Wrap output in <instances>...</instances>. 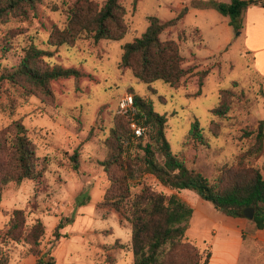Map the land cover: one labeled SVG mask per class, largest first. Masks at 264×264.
<instances>
[{"label":"rangeland","instance_id":"374dc122","mask_svg":"<svg viewBox=\"0 0 264 264\" xmlns=\"http://www.w3.org/2000/svg\"><path fill=\"white\" fill-rule=\"evenodd\" d=\"M94 1L101 6L106 0ZM195 1L210 0H119L127 25L122 40L94 43L90 35L83 34L71 47H50L47 41L53 27L64 28L74 0H41L27 18H10L0 24V73L11 72L25 50L34 45L48 53L43 59L51 66L72 68L81 74L77 79L51 81L53 101L24 96L20 89L4 85L7 92L0 94V128L21 121L36 154L45 161V171L37 180L10 183L4 188L0 231L9 213L19 209L27 227L37 220L43 224L39 248L46 257L52 253L54 264H133L131 226L125 218L128 213L124 210L120 215L98 206L109 185L100 166L106 155L103 141L116 116L129 125L131 116L119 108L127 95L141 97L166 117L164 136L171 153L210 183L221 166L230 164L252 144L253 136L246 133L255 132L258 122L264 120L263 78L254 50L264 48V29L250 49L246 45V12L241 30L235 32L228 18L213 9L196 8ZM149 17L161 22L176 20L160 38L174 40L179 46L185 75L178 88L161 81L142 83L120 66L122 47L145 32ZM222 90L232 93V103L227 115L219 119L210 111L218 105ZM211 121L220 127L217 137L209 130ZM194 122L202 129L201 142L189 137ZM263 160L264 152L255 166L260 169ZM141 183L164 194L174 191L183 200L180 191L162 187L152 176H144ZM138 189L137 185L132 187L131 195ZM187 191L198 201L192 204L185 237L200 252L211 253L209 264H232L235 257L236 264H264V246L249 238L243 241L235 217ZM66 219L69 223L55 240V227ZM244 220L254 226L249 219ZM26 250V246L12 242L0 245V253L9 257L8 264L24 261Z\"/></svg>","mask_w":264,"mask_h":264},{"label":"trees","instance_id":"16d2710c","mask_svg":"<svg viewBox=\"0 0 264 264\" xmlns=\"http://www.w3.org/2000/svg\"><path fill=\"white\" fill-rule=\"evenodd\" d=\"M40 1L0 0V24L7 23L10 18H27ZM194 5L199 9L215 10L228 18V24L239 32L246 10L251 7L264 9V0L195 1ZM124 16L125 9L119 0H106L101 6L94 0H74L64 28L53 27L47 44L50 47H71L83 34L90 35L94 43L122 40L127 33ZM174 25L176 20L161 22L156 17H149L145 32L122 47L120 66L129 69L132 76L142 83L161 81L178 88L185 75L179 46L174 40L160 38L167 27ZM47 55L30 45L11 72L0 73V94L7 92L4 85H8L20 89L24 96L53 101L49 87L51 81L81 76L75 69L51 66L43 59ZM133 100L136 109L134 120L147 131L144 130L143 137L135 138L128 122L123 117H115L113 127L103 141L106 155L100 166L109 185L98 204L120 215L124 210L128 213L125 218L131 226L133 264H208L211 256L210 252H200L185 237L192 207L175 193L157 192L141 183L144 176H152L159 185L170 190L193 191L215 210L230 217L244 218V210L253 209V217L249 220L254 229L264 228V175L254 164L264 152V120L258 122L255 132L246 133L253 136L252 144L230 164L221 166L217 177L210 183L205 177L190 171L182 159L171 153L164 136L166 117L157 114L152 105L141 97L133 95ZM231 103L232 93L222 90L219 103L210 114L223 119ZM9 106L13 108L12 103ZM209 130L212 136L217 137L220 127L211 121ZM189 137L199 142L203 140L202 129L197 122L192 124ZM44 171L45 161L36 154L35 145L21 121L15 120L0 128V203L8 184L37 180ZM135 185L139 189L132 196L131 188ZM78 204L79 200L76 207ZM69 220L55 227V240L62 236L58 231ZM43 236L44 226L40 221L27 227L24 212L14 209L0 231V245L7 242L22 244L27 247L25 255L35 257L34 264H54L50 257L45 260L40 251ZM8 262L9 257L0 253V264Z\"/></svg>","mask_w":264,"mask_h":264},{"label":"crops","instance_id":"0c3cea01","mask_svg":"<svg viewBox=\"0 0 264 264\" xmlns=\"http://www.w3.org/2000/svg\"><path fill=\"white\" fill-rule=\"evenodd\" d=\"M245 22H247V25H246V45L250 49H252L253 46H255L257 44L258 39L260 38L258 36L261 33V29L262 30L264 29V9L259 8V7L249 8L245 14ZM262 35H264V34L262 33ZM254 37L256 39H254ZM263 39H264V37H263ZM254 50L256 51V53H255L256 62H258V69H259L258 71L263 78V88H264V48L259 49V50H257V49H254ZM263 91H264V89H263ZM260 171L264 175V160L261 163ZM171 191H173V190H171ZM173 193H174V191H173ZM178 194H180V196L183 198V200L191 207H192L193 203L198 201L197 196L194 195L193 193H190L187 190H181L180 193H178ZM243 219H245V218H236L235 219V222H236L235 227L241 229L240 232H241V237H242L243 241H245L247 238H249L255 244L259 245L260 247L264 246V228L261 230H256V229H254L253 226L246 225L245 220L243 221ZM230 227L232 229V226H230ZM226 229H230V228L227 227ZM243 245L244 244L241 243L240 247L243 248ZM114 252L115 251H112V255H111L112 260H113L112 262H114V260H115ZM49 257L52 259V253L48 257L45 256L44 259L47 260V259H49ZM211 257L212 256H210V260H211ZM23 259H24V261H22L23 263L19 262V264H26V263L34 264L36 261L35 257L32 255H25V257ZM210 260H209V263H210ZM236 261H237V257L234 258L232 264H236ZM252 261L255 262L253 259H252ZM225 263H227V262H225Z\"/></svg>","mask_w":264,"mask_h":264},{"label":"built area","instance_id":"2783aa9c","mask_svg":"<svg viewBox=\"0 0 264 264\" xmlns=\"http://www.w3.org/2000/svg\"><path fill=\"white\" fill-rule=\"evenodd\" d=\"M119 108L123 114H127L131 116L129 122V128L134 137L140 138L143 135L144 129L139 126L137 122L134 120V116L136 114V109L134 107V100L131 95L125 96L119 103Z\"/></svg>","mask_w":264,"mask_h":264},{"label":"water","instance_id":"95a60500","mask_svg":"<svg viewBox=\"0 0 264 264\" xmlns=\"http://www.w3.org/2000/svg\"><path fill=\"white\" fill-rule=\"evenodd\" d=\"M243 215H244V218H246V219H252V217H253V209H250V208L245 209Z\"/></svg>","mask_w":264,"mask_h":264}]
</instances>
